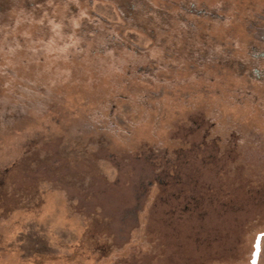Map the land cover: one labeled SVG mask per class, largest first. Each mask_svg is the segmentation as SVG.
<instances>
[{
  "label": "rangeland",
  "instance_id": "obj_1",
  "mask_svg": "<svg viewBox=\"0 0 264 264\" xmlns=\"http://www.w3.org/2000/svg\"><path fill=\"white\" fill-rule=\"evenodd\" d=\"M151 1L175 14L185 0ZM195 1L211 8L226 2L237 10L229 13L240 12L220 24L196 22L203 36L230 39L231 57L246 59L252 46L264 51V0ZM152 24L124 17L113 0H0V264H214L206 258L236 257L241 222L264 209V187L214 204L219 191L198 170L205 168L198 148L222 169L235 151L236 164L248 149L264 152V83L218 64L219 48L215 63L182 59L179 46L173 57L180 28L167 19L153 32ZM179 155L199 168L191 164L180 177L187 181L173 187L166 178L175 176ZM246 159L264 171L262 153L249 151ZM148 169L167 174L153 178L146 195ZM252 170L246 179L258 186L264 179ZM234 171L246 188L243 165ZM155 199L149 232L166 245L160 257L125 244L130 232L133 243L141 239ZM109 229L117 238L110 245ZM243 249L246 259L219 264H264V235L253 252Z\"/></svg>",
  "mask_w": 264,
  "mask_h": 264
},
{
  "label": "flooded vegetation",
  "instance_id": "obj_2",
  "mask_svg": "<svg viewBox=\"0 0 264 264\" xmlns=\"http://www.w3.org/2000/svg\"><path fill=\"white\" fill-rule=\"evenodd\" d=\"M240 1L241 0L236 1L238 6H239V4L241 5L244 2V1H241V2ZM189 2H190V0H185L184 2L178 3L179 5L182 6L183 10L181 12H178V13H175V14L171 13L168 8L162 7L163 9H168L167 10L168 11L167 14L153 13V14L148 15V14H142V13H136V14L134 13V14H130V17L132 19H136L138 21H139L140 17L149 18L151 21H153V24H152V31L153 32L155 31V27L160 26L159 25L160 22L162 23V22H164L167 19H169V21H172V23H173L172 26L173 27L175 26L176 28H180L178 30H175V34H177V35H175L174 36L175 39L172 40L173 44H174V45H172V51H171L173 57H175L177 54H179V52H178V49H179L178 46H179L180 48L185 50V51H183V53H185V55H183V54L182 55H178V56H181L182 59L186 58V59H189V61H190L192 58H196V59H199V60L202 59V58H204V59L206 58L210 63H215L216 61H214L215 58H213V56L216 54L217 48H219L221 50V52L223 51V54L220 53V52H217L218 54H222L221 58H219V60H218L220 62L218 64H225V65L229 66L230 69H234V70L240 68L241 71H243V73H245V72L247 73L248 72L249 75L253 74L259 82L264 83V51L262 53H258L257 52L258 50L256 51L255 46H252L251 49H250V55L251 56L250 55L246 56V59H240V57H238L237 55L231 57V53H229V50L226 49L230 39H226L225 38V39H220L219 40L216 35L205 37V36H203L201 34L200 31H198V30H193L192 31V30L188 29V27H187L188 25H192L191 21L197 22V20H199V18H201L202 20L210 21L211 23L215 22L216 24L217 23L220 24V22H224V21H227L229 19L231 20L236 15L241 17L240 16V12H238V14L236 13L234 15H233V13H229L230 10L233 11V12H235L237 10L234 7L231 8L230 4L226 3V2H220L221 6L225 7L229 11L225 15L216 12V7L217 6H214L213 8L207 7V6H204V5L201 6V7L200 6L197 7L196 6L197 4H196L195 0H193V1L191 0V3L188 5ZM236 2H235V4H236ZM136 4H137V2H136ZM154 6H156V8L159 10L160 7L158 5H154ZM229 8H231V9H229ZM252 11L253 10H251V11L249 10L246 13L252 12ZM123 15H124V17H127V16H125V14H123ZM261 16H263V14ZM179 24H181V27L183 29L179 26ZM196 25H197V23H196ZM171 33H172V30H171ZM171 33H169L170 35H167L164 38L165 41H168V39L169 40L172 39L173 34H171ZM263 33H264V31H263ZM177 36H178V39H177ZM210 37H211L210 41H213L214 39L216 41L219 40V43L218 42L217 43L221 44V46L213 47V46H211L209 44V42L207 43V41H209ZM115 43H117V42H115ZM122 43L125 46H128L130 48V46L128 44H126L124 42H122ZM153 62L155 64L152 66V69L153 70L159 69V67L161 65L160 60L158 59L157 61H153ZM130 67H128V68H130ZM126 69H127V66L125 67V70ZM252 71H254V72H252ZM165 84L166 85H170L172 83H165ZM195 113H198V111L194 112L193 114H190V116H193ZM199 113L202 114V117L204 119V124H205L204 111L202 110ZM198 127H200V126H198ZM260 136H261V139H264V136L262 134ZM262 143H263V149H264V141H262ZM193 145L196 146V144H194V143H193ZM198 150H199V154H200V157H201L200 163L205 165L204 169L199 168L197 166V164L194 163V162H186L185 161L186 157H180V155H179V165H178V168L176 169L175 176L173 178L170 177L166 172H162L161 174L158 173V174L154 175L148 169V171H150V173H149L150 177L147 179V181H149V182H147L146 185H143L144 192L146 193V195H147V186L150 185L151 180L153 178H156V179H158L160 181L159 177H161L164 173H166L167 176H168L166 178V181L171 178V182L173 184V187L176 185L177 181H179V182H180V180L187 181L186 178H181L180 179V177H185L184 174L182 173V171L187 172V170L189 169L191 164H194L195 166H197V168H199L198 170L200 171V174H201V176L203 177L204 180H207V181L213 180L214 181L213 183L215 184V186H217V189H218L217 191H219L218 192L219 194H218L217 198L215 199L214 204H218V205L219 204H223V202H226L227 200L228 201H233V199L235 200L237 197H239L241 195H245V192L249 188H252V187L253 188H259L260 186L264 187V185H263L264 184V180H263V182L260 183V185L252 186V185H250L248 183L249 180L246 179V176L250 177V175H246V173H248L247 170L251 172L252 169L254 170V174H258L259 173L260 177H262L264 179V171H261V173H260V171L258 170V166L260 164H254V163L248 162V160L246 159L247 154H248L249 151L257 150L258 152H260V153H262L264 155L263 151H260L259 149H248V150H246L244 152V156H243L244 160H243V162L239 163V164H236L234 161L237 160V158H238L237 152L234 149H228V150H234L235 153H236L235 160L232 161L235 164L233 165V167H231L230 166V164L232 163L231 162V163L228 164L227 167L222 169V168H218V166L215 165V163L213 161L206 160L204 158V153L200 152V150H201L200 147L198 148ZM224 152L225 151H223V152L221 151L220 153L222 154ZM238 165H243V171H242V175L241 176L244 179V183H246V188L242 187L240 185L239 181L236 179V176H235L236 174H235L234 170H235L236 166H238ZM163 182H165V181H163ZM183 189H187V185L183 186ZM173 193H174V191H173ZM249 199H250V197H249ZM156 200L157 199L151 200V205L149 206V211L147 213V223L145 225L144 230L147 231V233H149L148 235L150 236V238H146L145 237V239L148 242H156L157 245L166 246L160 240V238L156 236V232H149V230L155 229V227L153 226V220H152V208H153V205H154ZM145 201L142 202L140 207L137 209L136 215H137V219H138V224L134 228V230H137V228L140 227V224H141L140 212L144 208ZM249 201H250V203H249L250 205L252 203H253V205H257L256 204L257 201H252V200H249ZM175 202L177 204L178 203L179 204L183 203V201L180 200V198L176 199ZM255 211H256L255 217L249 218V219L241 222V228L238 231L239 235H240L238 248H240V249L238 250V252L236 254V257L225 258L224 256H217V257L210 258V259L206 258V260L216 261V260H229V259H231V260L246 259L248 254H247V256H246V254H244L245 251H244L243 248L246 247L247 245L250 246V244H251V246L255 247V245L257 244L259 239L264 235V231H263L264 227L257 226V225H259L260 222L258 224L256 223L257 225L254 226V223L257 222L259 219H263V222H264V215L262 214L264 212V209H261L258 206L257 208H255ZM253 226H254V228H253ZM108 228H110V225L108 226ZM130 234H131V232H130ZM142 235H143V232L142 233H138V236L141 239H142V237H141ZM249 256L250 257L248 259H254V257H255L254 254H249Z\"/></svg>",
  "mask_w": 264,
  "mask_h": 264
},
{
  "label": "trees",
  "instance_id": "obj_3",
  "mask_svg": "<svg viewBox=\"0 0 264 264\" xmlns=\"http://www.w3.org/2000/svg\"><path fill=\"white\" fill-rule=\"evenodd\" d=\"M113 2L118 6V8L120 9V11L123 12V14H125V16H130V14H136V13H142V14H153V13H160V14H167V10L168 9H163V8H159V10L156 8V6H154L153 2L151 0H113ZM136 2H137V6H136ZM190 12V11H189ZM216 12L225 15L226 13H228L229 11L223 7V6H217L216 7ZM192 25H188V29L190 30H197V25L195 21H191ZM260 222V223H259ZM259 223V225L257 224ZM261 224V225H260ZM262 226L264 227V222L263 219H259L257 222L254 223V226ZM253 226V228H254ZM264 231V230H263ZM149 233H147V231L143 232V235L141 236L142 239H137L139 240L136 243H133L135 241L133 234L129 236V238L127 239L125 244H129L130 246H133L135 244L140 245V246H148L149 248L146 250H143V252L155 255L156 257H160V256H164L167 253V248L166 246H162V245H157L156 242H148L146 238H150V236L148 235ZM98 236H103V234H99ZM105 238L108 239L109 242L105 243V244H111L112 241H116V237L115 234L110 231L107 232L106 236H104ZM144 238V239H143ZM250 241V240H249ZM96 243H100L99 241H96ZM104 244V243H103ZM251 246V244H250ZM252 247V251L253 252V246ZM43 252H45L46 250H42ZM214 264H219L221 262H224V260H216V261H212Z\"/></svg>",
  "mask_w": 264,
  "mask_h": 264
}]
</instances>
